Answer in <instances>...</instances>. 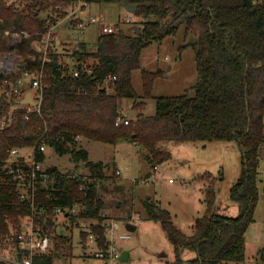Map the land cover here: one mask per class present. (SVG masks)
I'll use <instances>...</instances> for the list:
<instances>
[{"label": "trees", "instance_id": "obj_1", "mask_svg": "<svg viewBox=\"0 0 264 264\" xmlns=\"http://www.w3.org/2000/svg\"><path fill=\"white\" fill-rule=\"evenodd\" d=\"M87 1L133 4L136 8L133 14L142 19L134 22L130 31L126 25L99 35L93 51L80 42V50L74 53L81 70L79 75H73L68 64H59V57L54 55L43 67L40 111H31L28 117L19 114L12 125L0 130V234L7 232L20 215L30 212L29 206L17 201L14 188L4 182L5 161L11 146H34L35 160L44 161L45 153L38 147L43 139L58 153L69 154L75 166L82 162L89 167L94 179L79 189L72 170L60 171L56 165L50 170L52 165L47 166L51 175L36 182L35 212L41 215L36 222L55 225L57 216L53 206L77 208L75 204H79L71 218L95 219L87 228L79 224L80 242L85 243L88 234L95 232L96 248L104 249L103 200L97 180L105 174L100 171V162L89 159L77 136L111 144L131 141L146 150L144 156L151 167L171 157L169 151L159 148L166 139L234 140L240 151V174L230 189V197L238 203L237 216L214 212L212 185L206 187L205 211L195 218L191 234L178 227L171 213L153 200L145 199L143 207L149 219L160 221L173 244V264L243 261L245 232L254 221L260 193L259 149L264 143V0ZM50 4L47 0H22L19 6L0 2V33L10 28L31 33L19 43L20 53L25 57L31 52V38L37 37L45 27L47 17L41 11L48 10ZM182 23L186 35L194 33L197 37L188 43L194 51L197 70L194 94L154 97L151 85L160 69L142 68L141 51L152 41L160 42L176 33ZM135 25L140 28L138 32L133 28ZM3 50L5 39L0 37V52ZM33 63L30 62L31 67L39 65ZM85 66L90 67V72L83 70ZM137 68H141L144 87L140 96L131 80L132 71ZM108 75L116 78L105 83ZM4 79L0 74V87ZM149 97L155 99L152 114L144 112ZM123 99L132 103V110H137L135 117L124 112ZM7 105L6 96L0 93V113ZM118 115L130 116L129 122L116 124ZM42 215L46 216L42 218ZM57 246L52 237V249L56 250ZM185 249L194 251L195 256L185 259ZM53 250L34 254L31 263L54 264L58 253ZM22 254L15 252L12 256L21 259ZM258 258L264 262V246L259 249ZM0 264L18 263L0 258Z\"/></svg>", "mask_w": 264, "mask_h": 264}, {"label": "rangeland", "instance_id": "obj_2", "mask_svg": "<svg viewBox=\"0 0 264 264\" xmlns=\"http://www.w3.org/2000/svg\"><path fill=\"white\" fill-rule=\"evenodd\" d=\"M89 8L91 11L103 13L109 21H115L119 17L125 18L129 14V11L117 2H90ZM45 12L47 10L41 11L42 14H46ZM131 18L133 23L124 25H128L127 31L131 30L134 22L142 19L141 16L133 13ZM150 18L154 19L155 16ZM61 23V26L55 29L58 36L62 37L65 32L67 37L64 42H77L76 31L69 27L67 21ZM96 29H98L96 25H91L90 29L80 36V39L88 40L90 49L96 46ZM0 37L5 39V49H7L9 37L5 33H0ZM196 38L194 33L185 34L182 23L176 33L166 36L160 42L152 41L142 49L141 67L149 71L160 69L151 85V93L154 97L186 92L189 96L194 94L193 86L197 81V70L195 54L188 43L195 41ZM70 49L72 48L67 50ZM63 50L66 48L64 47ZM131 80L136 93L142 95L144 87L141 68L132 71ZM154 97L146 99L144 108L146 114L155 111ZM136 114L137 110H133L130 115L135 117ZM81 141L88 151V157L94 163L100 162V171L105 174L104 178L97 180L98 193L103 200L101 209L103 219L108 216L116 218L123 232L127 231V223L135 225L134 230H129V237L118 241L121 251L128 250L129 255L126 259L120 258L117 264H173L174 262L173 244L167 238L160 221L149 219L146 215L143 201L147 198L166 208L175 224L186 234L193 232L195 218L205 211L208 185H212L215 189L214 212L228 216L239 214L238 203L230 197V189L240 174V151L234 140L166 139L159 144V148L169 151L171 157L157 163L161 171L159 174H155L153 167L149 166L144 156L146 150L131 141L122 140L111 144L85 137H82ZM28 148L25 146L21 153L27 154L29 159L27 158L26 162L30 163L31 151ZM44 153L45 164L42 166L56 165L60 171L72 170V173L76 174L79 189H84L88 182L93 181L89 167L82 162L75 166L69 154H60L50 145H46ZM117 169L120 173L115 172ZM258 177L260 193L254 211V221L245 232L244 260L227 264H264L258 258L259 249L264 246V143L259 149ZM75 205L79 207V204ZM44 216L46 215H42V218ZM56 216L55 225L49 226L45 221L37 222L58 244L56 250L52 247L50 249L53 253H58L54 264L70 261L71 264L86 262L102 264L99 258L93 256L94 245L79 240V224L82 221L90 223L95 219L77 216L73 219L63 214ZM14 223L11 222V226ZM58 232L62 234L59 235ZM3 247L8 254L15 253L11 245ZM194 256V251L187 249L183 251L185 259Z\"/></svg>", "mask_w": 264, "mask_h": 264}, {"label": "built area", "instance_id": "obj_3", "mask_svg": "<svg viewBox=\"0 0 264 264\" xmlns=\"http://www.w3.org/2000/svg\"><path fill=\"white\" fill-rule=\"evenodd\" d=\"M47 1L51 4L45 12L46 14H44L47 17L45 27L38 33L37 37L31 38L29 42L31 52L27 57L20 53L19 43L23 39L29 38L31 33L26 29L17 30L14 28L4 32L9 37L10 42L8 48L0 52V74L5 76L4 84L0 87V93L6 96L8 105L0 113V130L12 125L19 114L28 117L31 111H40L42 81L45 77L43 67L46 62L52 60L54 55L59 57V64L63 66L68 64L71 67L72 74L79 75L81 70L77 65L74 53L80 50L81 40H76L75 43L70 41L71 45L61 40L55 29L62 21H67L69 27L76 31L77 36H81L87 27L96 25L98 27L97 37L101 34L115 32L125 24L132 22L131 12L125 18L119 17L115 21H109L104 15L91 11L89 8L90 2L87 0ZM0 2L8 4L14 2L16 6H19L22 0H0ZM54 17H57L56 20H53ZM64 47L66 50H63ZM68 48L72 49L67 50ZM32 61L39 65L31 67L30 62ZM83 70L90 72L91 69L85 66ZM115 78V75H108L105 78V83ZM107 89H109L108 86ZM27 90L31 91L33 104L18 101ZM128 122L129 117L122 115H118L115 120L116 124H127ZM46 145L45 140L42 139L38 145L39 150L44 151ZM24 147L11 146L8 148L5 161V167H7L6 177L3 178L5 184L14 188L17 201L29 206L30 212L20 215L18 221L7 232L0 234V258L18 264H32L31 258L34 254L47 253L52 247V237L37 224L38 215L35 212L36 182L38 179H47L51 173L47 170V166H42L45 164L43 161L35 160L33 155L34 146H26L31 151V162H26L27 154L21 153ZM21 159H23L22 163H18ZM153 169L155 174L161 172L157 164L153 166ZM115 172L120 173L118 169ZM72 176L76 177V174L72 173ZM52 210L55 215L72 216L76 214L77 208L75 206L62 207L55 205ZM90 223L82 221L80 224L83 228H87ZM101 223L104 225L105 248H96L97 234L95 232L88 234L86 242L94 245L93 255L101 258L103 264H117L122 253L118 241L129 237V230L121 231L120 224L114 217H105ZM6 245H11L14 252L23 253L21 259L8 254L3 247H6Z\"/></svg>", "mask_w": 264, "mask_h": 264}, {"label": "crops", "instance_id": "obj_4", "mask_svg": "<svg viewBox=\"0 0 264 264\" xmlns=\"http://www.w3.org/2000/svg\"><path fill=\"white\" fill-rule=\"evenodd\" d=\"M96 13H99V14H102V15H104L103 13H100V12H96ZM105 16V15H104ZM106 17V16H105ZM62 24V23H61ZM61 24H59L60 26H61ZM58 25V26H59ZM90 29V26L89 27H87V29L85 30V32L86 31H88ZM97 30V29H96ZM84 32V33H85ZM83 33V34H84ZM66 34H65V32H64V35L62 36V37H60L61 38V40H65L66 39ZM86 38H88V36L86 37ZM60 40V41H61ZM76 40H81L80 42H84L85 44H86V48L89 50V51H93L94 49H95V47H94V49H90V45H89V42H88V40H86V39H80V36H78V39H76ZM75 40V41H76ZM121 107H122V109L124 110V112L125 113H127V114H131L132 112H133V110L131 109V103H130V101H128V100H123L122 101V104H121ZM131 116V115H130ZM130 116H129V118H130ZM263 119H264V117H263ZM81 139H82V137H79L78 138V140H80L79 141V143H81V146H83L84 147V145H83V143H82V141H81ZM135 144V143H134ZM90 159V158H89ZM91 160V159H90ZM85 165V164H84ZM258 180H259V177H258ZM246 242V241H245ZM125 251V250H124ZM127 252H126V258L128 257V255H129V251L128 250H126ZM123 252V251H122ZM122 254V253H121ZM94 256V255H93ZM95 257V256H94ZM98 258V257H97ZM100 260H101V262H102V264H103V260L101 259V258H99ZM69 264H71V261L70 262H68ZM85 264H89L88 262H86Z\"/></svg>", "mask_w": 264, "mask_h": 264}, {"label": "water", "instance_id": "obj_5", "mask_svg": "<svg viewBox=\"0 0 264 264\" xmlns=\"http://www.w3.org/2000/svg\"><path fill=\"white\" fill-rule=\"evenodd\" d=\"M123 7L128 10L129 12L133 13L135 12V6L133 4H123ZM133 28L135 29L136 32H138L140 30L139 26H133ZM19 102L21 103H30V104H33V100H32V97H31V91L30 90H27L24 94V96L20 99H18ZM54 168V165H52L50 167V170H53ZM126 228L128 230H134L135 229V225L134 224H131V223H127L126 224ZM126 250L122 252L121 254V259H126Z\"/></svg>", "mask_w": 264, "mask_h": 264}]
</instances>
